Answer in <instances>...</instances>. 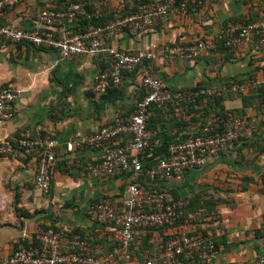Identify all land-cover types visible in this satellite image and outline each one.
<instances>
[{
  "label": "crops",
  "instance_id": "1",
  "mask_svg": "<svg viewBox=\"0 0 264 264\" xmlns=\"http://www.w3.org/2000/svg\"><path fill=\"white\" fill-rule=\"evenodd\" d=\"M63 4L64 0H24L5 8L2 21L17 29H31L42 9ZM262 15L264 0H206L203 7L187 14L173 7L163 27L136 35L117 34L105 43L127 52H151V74L172 90L201 86L219 94L233 84L264 79V52L255 43L236 51L218 48L220 32ZM196 41L204 42L207 48L194 60L165 53L168 47ZM107 66L105 55L62 59L52 50L0 40V92L10 88L17 94L12 118L0 122V146L12 138L44 136L59 143L47 193L35 186L38 152L0 156V261L48 228L86 240L94 258L105 259L118 246L112 229L92 221L88 212L103 199L124 202L129 174L94 178L89 168L100 161L103 148L77 147L72 152L65 148L66 143L91 135L118 118H129L143 98L137 75L125 77L119 88L96 92L94 78ZM220 106L252 120L249 136L200 168L170 180L151 181L147 171L165 155L170 142L196 131L203 111L210 108L204 99L189 112H150V133L158 146L143 155L144 173L137 184L145 190L163 191L170 201L188 204L173 226L136 230L128 259L118 253L111 264L154 262L162 254L165 241L178 234L203 236L215 245L205 262L186 264L250 262L264 254V94L257 88L224 93ZM126 141L121 137L115 143L124 145ZM19 212L38 213L22 219ZM69 248L65 243L64 250Z\"/></svg>",
  "mask_w": 264,
  "mask_h": 264
},
{
  "label": "built area",
  "instance_id": "2",
  "mask_svg": "<svg viewBox=\"0 0 264 264\" xmlns=\"http://www.w3.org/2000/svg\"><path fill=\"white\" fill-rule=\"evenodd\" d=\"M22 1L24 0H0V40L52 50L62 59L105 55L108 66L96 74L95 91L104 93L108 89L119 88L125 77L137 75L144 96L137 101L129 118H118L91 135L65 144L68 152L77 147L103 148L100 161L89 168V173L94 178L129 174L128 197L124 202L118 204L103 199L90 207L88 212L92 221L112 229L118 246L105 259L94 258L90 255L86 240L72 236L68 242L63 232L48 228L34 236L28 245H21L10 257L1 260L0 264H111L118 253L128 259L136 230L173 226L180 217L181 209L188 204L184 200L170 201L163 191L145 190L137 184L143 172V155L153 152L158 146V141L147 129L150 109H187L196 104L199 98L214 97L218 92L201 86L187 91L172 90L163 80L151 74L148 68L149 62L154 58L151 52H127L108 47L105 41L125 32L136 35L163 27L167 24L173 7L177 6L181 13L187 14L203 7L206 0H152L140 3L133 12L120 14L104 25L86 29L80 27L81 21L85 17L89 18L81 2L70 3L62 9H42L31 29H17L3 24L5 8L17 6ZM180 40L183 43L184 39ZM181 43L168 47L165 53L194 60L207 48L202 41L189 45ZM252 43H255L258 50L264 51V15L238 28H227L218 36V47L223 46L232 51ZM256 87L264 88V79L233 84L226 91L238 94ZM16 97V91L10 88L1 90L0 122L12 118ZM251 123L252 120L247 117L230 116L229 122L224 125V131L219 132L220 127L216 121L208 119L185 139L170 142L166 146L165 155L147 171L149 179L170 180L200 168L228 146L246 139ZM121 137L127 138L126 144L115 143ZM58 147V141L51 136L12 138L0 146V156L17 152L25 155L38 152L35 186L47 193ZM34 240L38 242L37 246L34 245ZM65 243L69 245V250H64ZM214 250V242L208 238L178 234L165 241L162 254L154 262L148 261L146 264H186L195 260L205 262ZM231 264H264V254L250 262Z\"/></svg>",
  "mask_w": 264,
  "mask_h": 264
},
{
  "label": "trees",
  "instance_id": "3",
  "mask_svg": "<svg viewBox=\"0 0 264 264\" xmlns=\"http://www.w3.org/2000/svg\"><path fill=\"white\" fill-rule=\"evenodd\" d=\"M149 1H152V0H138L137 3H133L130 6H127L123 11H121L120 14L125 15L127 13L133 12L135 10V8L137 7V5H139L140 3H146V2H149ZM75 2H81V3H83L84 0H64V4L63 5H61L59 7H55L54 9L66 8L70 3H75ZM84 7H85V10H86L87 14L90 15L91 17L90 18H86L85 17L81 21L80 27L83 28V29L89 28L90 26L91 27H97V26L104 25L107 22H109L110 20H113V19L117 18L118 16H120V14H118L115 17L110 16V17H108V19H102V18L97 17L95 15V13L91 12L88 9V7L85 6V4H84ZM218 48L220 50H228L227 48H225L223 46L218 47ZM256 88L259 89V90H262V92L264 94V88H261V87H256ZM256 88H254V89H256ZM224 93L228 94V92L225 90L224 92L222 91V92H220L219 94H217L214 97H210V96L201 97V98H199L197 100V103L196 104L189 106L187 109L179 108L178 110H184V111H188L189 112V111L193 110L194 108H196V106L199 105L204 99H207V103H208V106H209L210 109L209 110L208 109H205L203 111L204 113L201 116V119L199 121V126L204 125L207 122L208 119H212V120H215L216 123L219 125V127H220L219 132H223L224 131V125L227 122H229L230 116H233V117H241L238 113H235L233 111H226V110H223L221 108L220 103H221L222 96H223ZM153 110L154 111H158V112H162V111L165 112V111H168V110H177V109H174V108L159 109L157 107H152L150 109V112L153 111ZM147 129L149 131L151 129L150 128V121H149V119H148V122H147ZM142 173H144V167H143V172ZM15 200L17 202V198ZM37 213L38 212H35L33 214H30L28 212H21L18 217H20L22 219H31L34 216H36ZM148 230H152V229H148ZM65 237L67 238V241L69 242L71 240V238H72V235H66L65 234ZM33 242H34V245L35 246L38 245V242L36 240H34ZM24 245H27V243H24ZM111 251H112V249H111Z\"/></svg>",
  "mask_w": 264,
  "mask_h": 264
},
{
  "label": "rangeland",
  "instance_id": "4",
  "mask_svg": "<svg viewBox=\"0 0 264 264\" xmlns=\"http://www.w3.org/2000/svg\"><path fill=\"white\" fill-rule=\"evenodd\" d=\"M120 1L121 0H84L83 3L93 13L97 12L99 14H106L105 16L110 15L115 17L121 5H124L125 7H123L125 9L127 6L138 2V0H124V3H121Z\"/></svg>",
  "mask_w": 264,
  "mask_h": 264
}]
</instances>
